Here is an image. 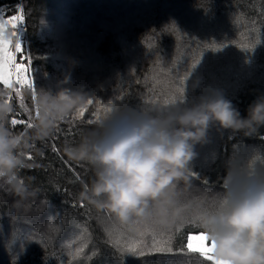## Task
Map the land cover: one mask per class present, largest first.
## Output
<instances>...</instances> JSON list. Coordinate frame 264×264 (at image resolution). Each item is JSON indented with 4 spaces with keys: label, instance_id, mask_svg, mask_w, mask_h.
<instances>
[{
    "label": "trees",
    "instance_id": "16d2710c",
    "mask_svg": "<svg viewBox=\"0 0 264 264\" xmlns=\"http://www.w3.org/2000/svg\"><path fill=\"white\" fill-rule=\"evenodd\" d=\"M17 1L0 0L4 19ZM20 1L34 92L0 85V101L14 109L10 131L31 138L18 170L29 195L21 198L0 178V264H213L187 251V235L203 232L192 217L215 210L231 158L264 160V126L250 136L210 131L196 148L190 183L176 187L186 210L169 225L121 224L91 205L83 192L93 170L65 149L78 145L113 107L176 104L178 88L185 101L203 89L219 90L246 116L264 95V46L257 42L264 41V0ZM66 41L78 46L68 48ZM67 69L71 77L64 81ZM60 79L63 86L56 87ZM69 88L83 99L55 120L47 137L37 138L27 124L38 121L42 91L59 97L74 92ZM169 235L171 250H161L158 242Z\"/></svg>",
    "mask_w": 264,
    "mask_h": 264
},
{
    "label": "clouds",
    "instance_id": "9594fccd",
    "mask_svg": "<svg viewBox=\"0 0 264 264\" xmlns=\"http://www.w3.org/2000/svg\"><path fill=\"white\" fill-rule=\"evenodd\" d=\"M82 99L78 92L57 97L42 91L41 114L33 125L37 138L47 137L55 120ZM13 111L12 105L0 101V178L8 180L16 195L27 198L18 170L25 166L23 150L31 147V138L27 131L16 134L6 126ZM261 126L264 95L241 116L219 90L203 89L193 101L162 108L117 105L65 151L93 170L94 178L83 192L91 205L121 224L152 220L169 225L181 220L186 210L176 187L181 181L190 183L196 148L208 142L210 131L250 136ZM222 186L215 210L192 217L213 245L211 255L220 264H264V160L231 158Z\"/></svg>",
    "mask_w": 264,
    "mask_h": 264
},
{
    "label": "snow or ice",
    "instance_id": "6c2138e0",
    "mask_svg": "<svg viewBox=\"0 0 264 264\" xmlns=\"http://www.w3.org/2000/svg\"><path fill=\"white\" fill-rule=\"evenodd\" d=\"M24 22L25 17L22 11L16 15H12L10 19H4L3 17H0V33L4 31L6 25L11 24L12 28L16 30L18 26L22 25ZM12 35L16 37V31H13ZM10 44L11 41L5 39L3 36H0V84H3L6 87H11L13 79L15 78V83L27 85L30 88L33 87V84L29 81L31 69L30 57L24 55L21 45L17 39L14 46V52L10 50ZM18 56L19 62H17ZM26 61L27 63H25ZM193 67H195V65H193ZM177 92L179 93V99L175 102H183L185 100L183 90L178 88ZM4 103H7V101ZM88 103H92V101L89 100ZM37 115H39V113H37ZM16 123L17 120L13 119L12 124L15 125ZM33 125L34 124L32 122H29L27 127L33 128ZM81 207H84V205L81 204ZM177 230L179 231V228ZM186 239V247L189 253H199L207 260L213 261V264H220V262L216 261L213 256L208 255L212 252L213 245H206L207 237L203 232H201L199 235L188 234ZM173 242L174 238L169 235L166 239H162L158 243L161 250H165L166 248L171 250Z\"/></svg>",
    "mask_w": 264,
    "mask_h": 264
},
{
    "label": "built area",
    "instance_id": "2783aa9c",
    "mask_svg": "<svg viewBox=\"0 0 264 264\" xmlns=\"http://www.w3.org/2000/svg\"><path fill=\"white\" fill-rule=\"evenodd\" d=\"M0 11H2V9L0 8ZM20 11H22V6H21V1L20 0H18L17 2H16V4L14 5V7H13V10H12V12H11V15H10V17L12 16V15H16V14H18ZM22 13H23V11H22ZM0 14H1V12H0ZM10 19V18H9ZM8 27V26H7ZM25 29H26V27H25V22L22 24V25H20V26H18V28L16 29V30H14L13 28H12V26H11V24L9 25V29H8V31H9V33H10V41H11V44H10V50L11 51H13L14 52V46H15V42H16V39L19 41V43H20V45H21V48H22V44H23V41H24V38H25ZM13 31H16V37H14L13 35H12V33H13ZM17 62H19V56L17 57ZM31 79V71H30V74H29V80ZM21 86H26V85H21V84H17V83H15V78L13 79V83H12V85H11V87L9 88L10 90L12 89V88H20ZM32 88V87H31Z\"/></svg>",
    "mask_w": 264,
    "mask_h": 264
},
{
    "label": "rangeland",
    "instance_id": "374dc122",
    "mask_svg": "<svg viewBox=\"0 0 264 264\" xmlns=\"http://www.w3.org/2000/svg\"><path fill=\"white\" fill-rule=\"evenodd\" d=\"M10 25V24H9ZM9 25H7V26H9ZM77 41V40H76ZM68 42V48H71L73 45H76V46H78V44L75 42V41H66V42H64L63 43V45L65 46L66 45V43ZM78 42V41H77ZM258 43H260L262 46H264V41L263 40H259V41H257ZM79 43V42H78ZM22 50H23V44H22ZM85 55V54H84ZM67 59V64H71L70 63V60L68 59V58H66ZM25 63H27V61L25 62ZM66 63L64 64L65 65V67L67 68V65ZM31 67V66H30ZM30 71H31V79L29 80L30 81V83H32V80H33V73H32V70L30 69ZM70 75V73H69V69H67L66 70V76H67V80H68V78L69 77H71V76H69ZM62 76H63V74H62ZM63 78H64V81H67V80H65V76H63ZM63 81L60 79L59 81H56L55 82V85H56V87H62L63 86ZM33 84V83H32ZM21 87H23V86H21ZM20 87V88H21ZM15 90H17V88H14ZM13 89V90H14ZM53 89V88H52ZM55 89V88H54ZM69 89H71V90H73L74 92H75V88H69ZM60 90V89H59ZM32 92H34V88H32ZM7 99H9V98H7ZM7 103H9V100H8V102ZM104 107H102L100 110H102ZM192 235H199V234H192ZM195 243V242H194ZM206 245L207 246H210V243L207 241L206 242ZM208 255H210V256H212L211 255V253H209Z\"/></svg>",
    "mask_w": 264,
    "mask_h": 264
},
{
    "label": "water",
    "instance_id": "95a60500",
    "mask_svg": "<svg viewBox=\"0 0 264 264\" xmlns=\"http://www.w3.org/2000/svg\"><path fill=\"white\" fill-rule=\"evenodd\" d=\"M0 17H3L1 14H0ZM4 18V17H3ZM0 36H3L5 39L9 40L10 41V33L8 31V28H7V25L5 26L4 28V31L2 33H0ZM3 88L5 89H9L10 87H6L4 86L3 84H0Z\"/></svg>",
    "mask_w": 264,
    "mask_h": 264
}]
</instances>
